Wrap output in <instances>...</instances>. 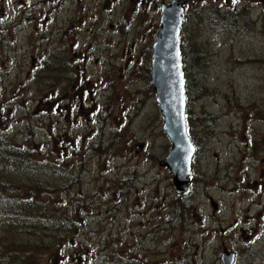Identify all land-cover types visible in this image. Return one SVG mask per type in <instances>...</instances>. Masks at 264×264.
Returning a JSON list of instances; mask_svg holds the SVG:
<instances>
[{
  "label": "rangeland",
  "instance_id": "1",
  "mask_svg": "<svg viewBox=\"0 0 264 264\" xmlns=\"http://www.w3.org/2000/svg\"><path fill=\"white\" fill-rule=\"evenodd\" d=\"M45 1L3 4L0 133L59 169L5 168L0 180L45 185L71 226L10 229L1 214L3 252L23 244L34 264H222L232 251L234 264H264V20L192 18L181 27L182 58L198 65L185 83L197 153L181 197L159 167L170 150L149 85L159 18L114 0L106 19L90 18L99 6L90 0L87 17L76 0Z\"/></svg>",
  "mask_w": 264,
  "mask_h": 264
},
{
  "label": "water",
  "instance_id": "2",
  "mask_svg": "<svg viewBox=\"0 0 264 264\" xmlns=\"http://www.w3.org/2000/svg\"><path fill=\"white\" fill-rule=\"evenodd\" d=\"M181 10L173 5L162 8L160 26L155 33L150 62L149 85L154 91L155 101L163 120L170 150L159 163L172 176L178 196L186 197L190 192V164L194 147L187 135L185 122V78L182 71L179 33L182 25ZM213 211L216 206L212 203ZM235 255L224 251L222 264H234Z\"/></svg>",
  "mask_w": 264,
  "mask_h": 264
},
{
  "label": "trees",
  "instance_id": "3",
  "mask_svg": "<svg viewBox=\"0 0 264 264\" xmlns=\"http://www.w3.org/2000/svg\"><path fill=\"white\" fill-rule=\"evenodd\" d=\"M187 55V58H186ZM188 54L182 58V70L187 83L188 73L197 68L198 65L191 62ZM43 73H47L46 70ZM46 80L41 77L40 81ZM39 156L27 144L17 146L7 140L6 135L0 133V170L5 168H17L18 171L33 173L42 171L40 168L46 167V174L49 171L59 169L55 164L40 162ZM45 169V168H44ZM13 178V177H12ZM8 182L0 180V215L6 217L10 229L19 228L25 231L35 228V224L41 223L39 228H49L53 232L67 233L71 224L63 221L59 212L51 208V199L45 185L35 182L34 185H20L15 181ZM44 186V187H43ZM183 200L180 199L182 208ZM184 209V207H183ZM28 220L31 222L28 224ZM48 224H51L50 226ZM36 229V228H35ZM41 230V229H40ZM35 236H38L36 234ZM20 244L18 249L6 250L3 252L0 247V264H34L36 255L29 250L22 249Z\"/></svg>",
  "mask_w": 264,
  "mask_h": 264
},
{
  "label": "flooded vegetation",
  "instance_id": "4",
  "mask_svg": "<svg viewBox=\"0 0 264 264\" xmlns=\"http://www.w3.org/2000/svg\"><path fill=\"white\" fill-rule=\"evenodd\" d=\"M92 4L99 6L94 7V15L90 18H98L102 16L103 18H109V15L113 12V0H90ZM65 0H47L45 4L51 3L55 6H63ZM115 4L120 5V7H125V10L131 4L133 8L131 12L138 14L141 17H161L162 8H171L173 5L178 6L181 10L182 25L185 21L192 18H207L210 21L214 20H228L229 22L239 20H252L256 19L264 20V0H114ZM5 0H0V22L3 20V24L9 21L6 16L3 4ZM21 3V2H20ZM77 11L85 13L86 17L88 14L92 13L90 4L88 0H76ZM53 7V5H52ZM26 11H18L14 17V24L16 28L22 26L24 23V16ZM32 15L29 16L27 22L31 20ZM218 21V22H219ZM221 24V23H220ZM226 27V24H221ZM228 28L235 31L236 26L228 25ZM76 43L72 44L75 47ZM81 61V59H80ZM193 145V144H192ZM194 147L195 154L197 153V147ZM264 163V161H262ZM262 174V173H261ZM264 175V174H263ZM191 178L190 180H192ZM191 183V181H190ZM193 185V184H192ZM249 231L245 229L243 231L244 239H249ZM225 250V249H224ZM237 253L235 252V259Z\"/></svg>",
  "mask_w": 264,
  "mask_h": 264
}]
</instances>
